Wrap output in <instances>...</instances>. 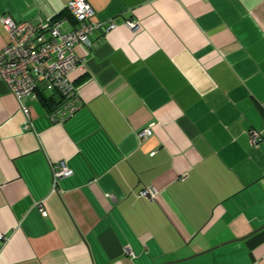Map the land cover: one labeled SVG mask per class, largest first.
Segmentation results:
<instances>
[{
  "label": "crops",
  "instance_id": "0c3cea01",
  "mask_svg": "<svg viewBox=\"0 0 264 264\" xmlns=\"http://www.w3.org/2000/svg\"><path fill=\"white\" fill-rule=\"evenodd\" d=\"M68 1L0 0V48ZM87 1L115 25L76 45L71 116L0 78V264H264V0Z\"/></svg>",
  "mask_w": 264,
  "mask_h": 264
},
{
  "label": "built area",
  "instance_id": "2783aa9c",
  "mask_svg": "<svg viewBox=\"0 0 264 264\" xmlns=\"http://www.w3.org/2000/svg\"><path fill=\"white\" fill-rule=\"evenodd\" d=\"M67 9L75 19L71 27H64L62 19L42 23L30 20H15L11 16L1 17L7 31V42L0 48V78L5 80L16 98L34 92L38 83L45 80L48 86L59 93L55 106L51 109L53 121H62L71 116L81 105V89L70 75L73 70H83L84 58L75 48L77 44H91L90 33L97 27L110 29L115 22L110 19L107 25L93 20L94 9L87 0H69ZM129 27L136 22L127 19ZM24 110L26 108L24 107ZM30 125V123L26 124ZM151 127H145L140 135H148ZM252 142L260 140L256 129L250 130ZM72 169L64 161L52 165L53 186ZM156 189L152 186L139 191V195L153 198Z\"/></svg>",
  "mask_w": 264,
  "mask_h": 264
},
{
  "label": "trees",
  "instance_id": "16d2710c",
  "mask_svg": "<svg viewBox=\"0 0 264 264\" xmlns=\"http://www.w3.org/2000/svg\"><path fill=\"white\" fill-rule=\"evenodd\" d=\"M54 101H55V100H54ZM57 101H58V100H56V101L54 102L53 107L55 106V104L57 103ZM53 107L51 106V108H53Z\"/></svg>",
  "mask_w": 264,
  "mask_h": 264
}]
</instances>
